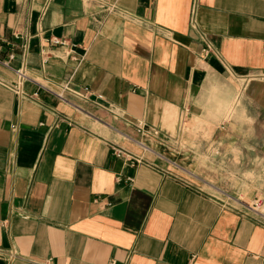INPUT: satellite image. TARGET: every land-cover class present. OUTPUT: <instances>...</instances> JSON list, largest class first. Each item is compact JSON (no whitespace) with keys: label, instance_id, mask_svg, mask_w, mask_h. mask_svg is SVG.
Returning a JSON list of instances; mask_svg holds the SVG:
<instances>
[{"label":"crops","instance_id":"obj_1","mask_svg":"<svg viewBox=\"0 0 264 264\" xmlns=\"http://www.w3.org/2000/svg\"><path fill=\"white\" fill-rule=\"evenodd\" d=\"M215 81L251 123L193 149ZM257 199L264 0H0V264H264Z\"/></svg>","mask_w":264,"mask_h":264},{"label":"clouds","instance_id":"obj_2","mask_svg":"<svg viewBox=\"0 0 264 264\" xmlns=\"http://www.w3.org/2000/svg\"><path fill=\"white\" fill-rule=\"evenodd\" d=\"M203 109L201 117L193 121L191 147H198L195 143L196 136L203 134L207 137L206 126L215 122L217 124L231 123L237 130H243L245 125H250L251 118L240 96L229 88L223 81L212 82L203 96L192 101ZM238 153V149L236 150ZM248 176V179H251Z\"/></svg>","mask_w":264,"mask_h":264},{"label":"built area","instance_id":"obj_3","mask_svg":"<svg viewBox=\"0 0 264 264\" xmlns=\"http://www.w3.org/2000/svg\"><path fill=\"white\" fill-rule=\"evenodd\" d=\"M15 37H19V35L15 34ZM54 41L56 43H60L61 45H67V49L69 50V57L72 58L73 60L78 61L80 59V54H75L74 50L71 48L70 45L67 44L66 40H60L58 38H55ZM14 55L13 53H10L8 58L6 60H2L1 62L5 65L10 67L9 65V60L13 59ZM14 72H15V78L10 82V83H6V85H8L14 92H16L19 96L32 100V101H36L37 99V92H33V93H28L24 90V84L27 80L30 79L29 74L27 72V68L24 64L19 65L18 67L13 68ZM41 87H43L42 85H40ZM63 90H68L66 84L63 86ZM57 98L64 100V96L62 94V92H53ZM137 130L139 132H141L143 130V124L142 123H138L137 124ZM140 143V142H139ZM143 145V144H141ZM114 152L116 156H124L126 157L129 161L134 162V163H139L141 162V158L138 156H134L132 154H130L129 152H127L126 150H124L123 148L120 147H115L114 148ZM129 180H132L131 177H128ZM249 208L256 214L260 215V216H264V212L262 211L263 204L260 202V200H255L251 205H249ZM9 257L12 259L13 255L11 252H9Z\"/></svg>","mask_w":264,"mask_h":264},{"label":"rangeland","instance_id":"obj_4","mask_svg":"<svg viewBox=\"0 0 264 264\" xmlns=\"http://www.w3.org/2000/svg\"><path fill=\"white\" fill-rule=\"evenodd\" d=\"M191 180H194V179H191ZM195 181V180H194ZM196 182V181H195ZM262 211L264 212V208L262 209Z\"/></svg>","mask_w":264,"mask_h":264}]
</instances>
